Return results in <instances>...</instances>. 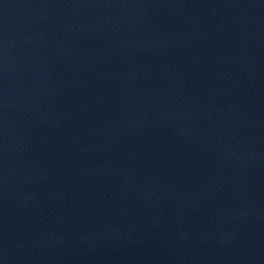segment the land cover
Instances as JSON below:
<instances>
[{"label": "water", "instance_id": "obj_1", "mask_svg": "<svg viewBox=\"0 0 264 264\" xmlns=\"http://www.w3.org/2000/svg\"><path fill=\"white\" fill-rule=\"evenodd\" d=\"M264 20V0H239Z\"/></svg>", "mask_w": 264, "mask_h": 264}]
</instances>
